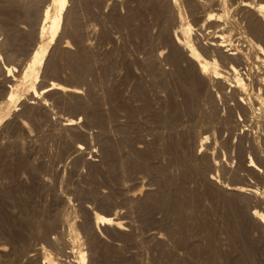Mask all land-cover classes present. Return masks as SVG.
Masks as SVG:
<instances>
[{"label":"rangeland","instance_id":"rangeland-1","mask_svg":"<svg viewBox=\"0 0 264 264\" xmlns=\"http://www.w3.org/2000/svg\"><path fill=\"white\" fill-rule=\"evenodd\" d=\"M109 1L110 0H69L68 9L70 8V11L68 16L64 13V17L62 19V28L60 31V35L61 33L62 35L60 36V39L54 40L52 42H48L49 36L47 34L44 36V41L49 43L46 60L41 64L39 68L40 70L38 73V78L32 76L31 79L30 77H25L24 72L27 68V65L31 62V56L34 52V48L36 50L38 48V43L40 44L39 40L36 39V36L34 35L36 33L38 24L33 25V23L27 21L26 19L23 20L24 17L15 19V21H19L18 23L14 22V24H18L16 27L19 35H21L18 40L13 41L12 44L6 49V47H3L1 44H3L7 39L8 27L6 26V22H4L2 19L3 14L0 13V53H2V58L0 59V247L4 249L7 248L8 250H6L9 251L10 245H8V243H5V237L8 235V233L16 230V220H19L22 216L23 204H31L34 209L39 207L35 211L36 215L34 214V217L36 218L35 220H39L42 216L41 219L45 221L47 219H53L56 216L57 223L59 222L57 224L59 225V227H56L54 231V235L58 236V239L55 241L46 239V241L48 240V242L43 240L44 242L42 243L44 245V250L41 253V256H38L33 260V264H41V261H44L45 257H49L53 263L56 262L57 264H76L75 261L80 258L81 252L86 253L87 258L84 264H152L153 261V264H171L170 262H172V264H249V258L250 260H254L250 261V264L252 262H254L253 264H256V258L253 255V251L250 253L252 255H247L248 252H246L250 249L249 247H252L251 241V245L247 247V244H249L248 240H252L253 242V238H251L250 236H241V224L235 219L238 218L237 220H239L241 213H244L246 210L248 211L249 206L247 205L245 207L246 204L243 201L242 205L240 199L243 198L240 194L236 195L231 193L232 196L230 198L228 192L223 193L224 191L221 192L222 189H220L216 184H210V182L208 181L209 179L207 180V175H209L208 173H210L209 171L205 172L204 177V175L201 174L200 171L198 172L194 169L190 171L191 168L187 169L184 168L185 166H182L183 164L181 163V160L179 158L180 152L177 149V143H175L176 139L178 141V138L181 137L182 130L176 129V127L179 128V126H177V123L174 129L175 122L172 123V121H174L173 117L171 120V124L173 125V127L171 129L172 125L167 121L164 122V120H162L160 116L163 114V109L166 103H171L172 101H174L175 103L177 101V103H179L178 99H181L180 102L182 101L183 90L180 82L182 80V77L184 78V76H181L183 74V69L178 70L170 64L168 65L163 63L162 67H165L167 73L162 76L164 79L160 77V79L158 80L159 77L154 73L151 74V72L145 66V51H143L145 43L141 31H143L144 29L146 33L149 32V39L151 37H154V39L157 38V34L159 33L158 31L160 30V27L162 25V21L161 19H159V16L155 15L157 11H154L155 9L152 10V8L150 10L149 8L151 5L146 0H144L145 2L141 3L142 6L138 2L139 0H132V2L131 0H129L130 2L128 0H125V2L124 0H119L118 4V0H116V3L114 2L115 0H111L110 3ZM178 2L181 7L183 21L185 22L191 20L193 23V20L195 18H193V14V16H191V12L190 10H188L185 4L186 2L184 0H178ZM143 5L146 6L144 7ZM41 6H44V3ZM81 7H83L84 9ZM212 7L213 11L214 9L216 11H214V13L218 12V14H220L221 12L222 15L223 13H225L221 9L220 5L218 6L217 4H214ZM80 11L81 13H79ZM85 13H87V15ZM133 13L134 16L130 17V15ZM129 17L131 18L130 20ZM123 18H125L124 21ZM21 19L23 22H21ZM77 19L79 22L77 21ZM116 19L118 22L116 21ZM193 24L194 27H197L195 23ZM221 24L222 25L219 26H222L224 28L217 26L215 28V26L213 25L214 27H209V31H218L217 33H223L225 35H228L230 32L229 35H234V30H232L231 27L228 26V23L222 21ZM159 25L160 27H158ZM225 25H227L228 27H225ZM71 29L72 32L70 33ZM75 29L76 31H78L77 35H75ZM139 31L140 36L138 34ZM128 36L130 37V39ZM21 37H23V39H21ZM65 38L69 41L67 45L71 51H76L77 49L79 50L80 48H82L81 42L87 43L89 40L92 46L89 45L88 42V44L85 45L86 47L84 46L82 48L85 53L89 55L87 56V60L90 58L91 61L90 62L88 60L90 64V71L87 72L88 76L85 72L82 75V78L79 77L76 80L70 64H68L65 60L63 63V59H60L61 57L56 54L58 47L60 48V46L66 44ZM56 46L57 49L55 48V51H53L52 49ZM52 51L55 52L56 55ZM253 55H259L260 57L263 56L256 51H253ZM263 60L261 59V64L257 60L253 61V74L256 75L259 73L261 75L262 73L263 75ZM258 62L259 66L255 67V65H258ZM4 63H6L7 65L12 64L16 67L15 70L13 69L14 71L10 72L11 74L9 76L6 74L8 72H6L5 69H3L4 67H2L4 66ZM57 64L58 66H56ZM53 65L54 67L56 66L57 69L59 68L56 74H53L51 71ZM260 67H263L262 70H259L261 69ZM254 69H257L258 71ZM51 80H61L63 83L68 84L75 83L74 85H77L79 88L81 87L80 90L82 92L78 96L77 94H69L67 96L60 97L58 93H51V95L49 94V96L46 94H41L42 98L41 96H38L37 99L36 97L33 98L34 96H32L31 93L33 86H37L36 89L40 91L41 88L45 87L46 84L51 82ZM9 84L12 88H10V86L8 87ZM255 86L256 85L254 84V88L248 87L249 92L253 93V97H255L256 95V93H254V89L257 90V87ZM6 88L8 90H14L13 93L17 96V98L14 97V101L7 99V94L9 92H4ZM229 88L230 87H227L225 89L226 91L224 90V92H222L221 98H218L217 96L215 98H212V100L210 97L205 98L207 100V102L205 100V108L206 110H208L207 113L213 112V114H210L213 117L212 120L208 116H205V129L209 134L208 144L210 146L212 144L213 146H211L212 148L210 149V151H216L215 153H213V157L215 154L217 155L216 157H214L216 160L220 157L218 161L221 164L217 165V168L220 169L219 175H223L222 177L224 179L222 177L221 178L225 183L232 182V184H241L242 181L243 185L248 186V184H250L249 186L254 185V187H259V192L262 191L263 193L264 173H262L261 176V171L258 170L260 173H255L254 170H249L248 167L244 165V163L242 164L246 168L244 167V169H242L243 165L239 163V160L241 162H245L248 160V163L249 159L252 156H255L256 160H254L256 161L257 165L260 166V162L262 160L254 151H252L253 148L251 150L252 141L250 142L247 138L251 137L250 140H252L253 137L257 136V134V137L264 136V113H260L261 109L262 112H264V101L259 99V104L258 102H256L258 106L262 105L260 111L259 109L256 110L257 118H250L251 120L253 119L252 121H248L250 124L247 123V120L245 121L246 123L242 121V123L247 124V129L249 128V132L247 131V129H245L244 133L243 131H241L244 127L242 128L241 125H238L236 123L241 122L239 120V115L245 118V111L239 105H237V103H234L236 102V99H238V97L235 96V93H233L234 90H229ZM114 91L117 93V96H115V98L113 97L112 99L109 98V93H112ZM90 93L92 96L90 95ZM94 98H97V100L95 101ZM106 99L107 105L104 101ZM217 99L223 101V103H220V101ZM99 101L102 103L98 107L99 111L102 106L104 107L101 110L104 115L100 112L101 117H103L101 121L104 124L103 126L106 128V131H108V133L110 132V135L107 133V135L111 137L107 139L108 142H106V140L99 132L101 131V127L98 125L97 121L93 123V120H90L91 113L89 116V111L91 112ZM229 101H232V105ZM211 103L214 106L216 104L217 108L212 106ZM93 104H95V106H93ZM222 105H225V109ZM234 107H237V110L234 109ZM232 109L234 110L231 111ZM106 110L108 113L106 112ZM258 112L260 113V115L258 114ZM236 113L238 114V116H234V114L237 115ZM217 114H219L218 117L220 119L217 118ZM229 114L231 118L228 117ZM249 115L250 112H248V116ZM258 115L263 118L262 121L260 120V117L258 119ZM72 116H74L76 120H79V125L82 127L83 132L84 130L86 131L87 138L83 134H77L68 128L66 131V128L61 127V122L65 118H69ZM221 117L223 121L221 120ZM255 119H258L257 122ZM105 120L108 124L106 122H103ZM23 121H25L27 127L23 125ZM221 121L222 123L220 124L219 122ZM112 122L115 123L113 124ZM224 123L226 126H224ZM226 123L228 124V126ZM99 124L101 125V123ZM236 125L239 127L236 128ZM251 125H255V127L258 129L254 127L256 129L255 130ZM225 128L227 129L225 130ZM251 128L253 129L251 130ZM223 129L225 130V132H223ZM219 130H221V136L225 133L223 137L219 135ZM229 130L231 131V133ZM254 132L256 133V136ZM112 133L114 136L111 135ZM123 133H125V137H130L129 143L128 139H126V142ZM174 133H176V136L174 135ZM226 133H229L230 135H226ZM234 133L236 135H234ZM243 135H247V138L243 137ZM220 137L221 139H219ZM229 137L231 138V140L233 139L231 142ZM239 137L243 139L242 144L245 147V150L247 149V146L250 147L248 151L249 153H247L246 151V154L243 156L245 160H242L240 156L237 155L239 154L237 150V148L239 147L238 142H240L241 140ZM141 139L145 141L146 144ZM166 139L169 140L167 141ZM110 142L111 144H109ZM139 142H143L142 144L144 146H147L148 144L147 147L151 149L154 154L151 153L150 156L142 157V153H138L137 151H135V149H132L136 147ZM79 143H82V145L86 147L84 153L73 152L72 149H74V145ZM112 143L113 145H115L114 147H111L113 146ZM116 143L118 145H116ZM154 149L155 151H153ZM139 154H141L142 156ZM245 156L247 157V159ZM133 158L135 159L133 160ZM238 165H240L241 167ZM238 167H240L241 169H239ZM260 167H262V169L264 168L263 162H261ZM127 168H129V171ZM235 169H238V171L236 172ZM120 172H122V177ZM262 172H264V169L262 170ZM237 173H243L244 176L241 177V175H237ZM247 177L249 178V180ZM240 178L242 179L240 180ZM251 180L252 182H250ZM207 184H210V186H208ZM212 184L215 186V189ZM146 187L148 190L146 189ZM159 187L161 188L159 189ZM210 187L213 189L214 193L212 192ZM218 188L220 190H218ZM205 189H209V191H206ZM139 190H142L143 192L140 193ZM216 191H220V193L218 192L219 196L217 194L215 195ZM134 192H136V194L138 195H136L135 198H133L134 196H132L131 194ZM204 193H206L205 195H207V199L205 198V195H203ZM222 193L223 195H221ZM227 193L229 195V200L227 197ZM147 196L150 197L149 200ZM60 197L62 199H60ZM143 197L147 198V200H144ZM232 197L234 198V200H232ZM209 198L212 200H209ZM218 198L219 200L222 199V201L224 198L225 199L223 202H221V200L219 201ZM141 199H143L144 201ZM215 199L219 202L218 204L216 203ZM31 200L33 202H31ZM253 200L255 204L256 198H252V205ZM22 201H24V203ZM225 201H231L232 204L230 205L231 207H234V210H232L231 207L229 210V203L227 202V205ZM238 201L240 203H237ZM221 203L224 205H222ZM168 204L169 206H167ZM185 205L187 208L185 207ZM239 205H241L243 208H240ZM18 206H21L22 209L18 208ZM239 209L240 211L238 213ZM38 211H40V214H38ZM94 211H98L105 215L120 217L126 222L124 224V230L116 229L113 228V226L109 225H101L100 228L102 230L98 231V229H96L93 224L92 217ZM232 211L234 214L236 213L237 217L236 215H233ZM38 216H40L39 219L37 218ZM227 218L230 219L227 220L228 222L226 221ZM233 220H235L234 223ZM212 222L213 224H215L213 225ZM14 224L16 225V227L14 226ZM221 224H223V226H220ZM238 225H240V227ZM90 228H92V233H90ZM212 228L217 229H215L217 234ZM211 229L212 231H214L213 233L212 231H210ZM57 230H59V233L57 232ZM233 231L235 234L233 233ZM166 233H168V235ZM155 235L157 237L161 236L159 237L160 239ZM166 236H168L169 239ZM222 237L223 240L226 241L227 245L223 241L221 244ZM235 237H238L239 239H235ZM211 238L213 240H210ZM218 239H220V243L217 241ZM186 240H188L187 245ZM207 241L209 242L207 243ZM211 241H214V244L210 243ZM245 242L247 244H245ZM217 243L221 247V249L219 246H215ZM6 244L8 245V247ZM232 244L234 245L232 246ZM243 244L246 250L243 247ZM207 245H210V247H208ZM213 247L214 249H212ZM218 247L219 252L218 249H216ZM215 249L216 252H214ZM241 249L243 252L245 250L246 255L243 256V253L241 254ZM65 253H69V256H65ZM249 255L252 256V258ZM220 257H222L223 259ZM226 257L229 258V261L227 262L225 260L227 259ZM241 257H244V260H241ZM1 258L5 259L4 256H2ZM233 258L234 260L231 261ZM31 263L32 261L30 262V264Z\"/></svg>","mask_w":264,"mask_h":264},{"label":"bare ground","instance_id":"bare-ground-1","mask_svg":"<svg viewBox=\"0 0 264 264\" xmlns=\"http://www.w3.org/2000/svg\"><path fill=\"white\" fill-rule=\"evenodd\" d=\"M43 0H0V13L3 14L2 15V19L4 22H6V26L8 27V31H7V39L4 41L3 44H1L3 47H7L10 46L12 44L13 41L18 40L20 35L18 33L17 30V25L18 24H14L15 19L19 18V17H24V19H26L27 21L33 23V25L38 24L37 28H36V33L34 34L36 36V39L39 40L40 44L38 43V48L35 50L34 48V52L31 56V62L27 65V68L24 72L25 77H30V79L32 78V76H34L35 78H38V73H39V68L41 66L42 63L45 62L46 60V54L48 52V48H49V41L52 42L54 40H58L60 39V31H61V25H62V19L64 17V13L68 16L70 8L68 9V2L69 0H44V6H41ZM111 1V0H110ZM109 1V3H110ZM114 1V0H112ZM129 1V0H128ZM151 6H150V10L152 8V10L157 11L155 13V15L159 16V19H161L162 21V25L160 27V25L158 27H160V30L157 32V38L154 39V37H151L149 39V32L146 33V31L143 29V31H141L142 35H143V39H144V43H145V47L143 49L144 54H145V66L146 68L151 72V74H156L160 79V77H162L165 73H167V71L165 70V67H162V64H170L172 66H174L175 68H177L178 70H182L183 69V74L181 76H184V78L182 77V80L180 82L181 86H182V90H183V99L180 102V100L178 99L179 103H176L174 101V103H166V105L164 106L163 109V114L160 115L162 120L167 121L168 123L171 124V120L172 117L174 119L173 122H175L174 124V129H175V125L177 123V126H179V128L176 127V129H181L182 130V135L180 138H178V141L176 139L177 143V149L180 152V160L181 163L183 164L182 166H185L184 168H191L190 171L192 169L197 170L198 172L200 171L201 174L204 175L205 177V172L209 171L210 173H208L209 175H207V180L211 183L216 184L221 190V192L226 193L228 192L231 198V193L232 194H240L242 196L243 199H239L241 200V203L243 205V202L246 204L245 207L248 205L249 209L248 211L246 210L244 213H241L239 220H237L238 218H235L236 221H239V223L241 224V231L240 234L243 237H248L250 236L251 238H253V242L252 240H248L249 244H247L245 242V244H247L249 247L252 244V247H249L247 255L250 254L253 251V255L256 258V264H264V192L262 193V191L259 192V187H254V185L249 186L250 184L247 185H243L242 181L241 184H232V182L230 183H225L224 180H222V176L219 175V171L220 169L217 168V165L221 164L219 163L218 158L217 160L214 158L217 155L215 154L213 157V153H215L216 151H210V149L213 147L212 144L211 146L208 144L209 142V134L208 132H206L205 129V116H208L209 118H211L212 120V113H207L208 110H206L205 108V98L206 97H210L211 100L212 98H215L216 96L218 98H221V94L222 92H224V90L227 87H230L229 90H234L233 93H235V96L238 97V99H236L237 105H239L244 111H245V118L241 117L239 115V120L241 122H235L238 125L242 126V130L245 133V129H247V124H245L246 120L247 123H249L248 121L251 120L250 118H257L256 113L259 109H261L262 105H257L256 102H258L259 104V99L264 101V71H263V75L261 73V75L258 74H253V61L257 60V61H261V59L263 60L264 58V0H184L186 3V6L188 8V10H190L191 12V16L194 15L193 18H195L193 20V23H195V25L197 27H194V24L192 23L191 20L189 21H183V17L181 14V7L180 4L178 2V0H146ZM116 3V0L114 1ZM125 2V0H124ZM130 2V1H129ZM128 2V3H129ZM132 2V0H131ZM137 2V1H136ZM139 4L141 5L142 2H145L144 0H140L138 1ZM73 3V2H72ZM78 3V2H77ZM112 3V2H111ZM114 3V4H115ZM119 3V0L117 2V4ZM127 3V4H128ZM146 4V3H145ZM217 4L218 6H221V9L225 12L222 13L220 12V14L214 13L213 11V5ZM97 5V4H96ZM104 5V4H103ZM113 5V4H112ZM139 6V5H138ZM142 6V5H141ZM144 6V5H143ZM146 6V5H145ZM144 6V7H145ZM88 7V6H87ZM112 7V6H111ZM117 7V5H116ZM77 8V7H76ZM80 8V6H79ZM83 8V7H81ZM103 8V7H102ZM115 8V7H114ZM147 8V7H146ZM215 8V6H214ZM84 9V8H83ZM119 9V8H118ZM139 9V8H138ZM76 10V9H75ZM74 10V11H75ZM134 10V9H133ZM85 11V10H84ZM103 11V9H102ZM73 12V11H72ZM114 12V11H113ZM189 12V13H190ZM216 12V11H215ZM81 13V11L79 12ZM83 13V12H82ZM104 13V12H103ZM138 13V12H137ZM154 13V12H153ZM87 15V13H85ZM90 14V12H89ZM111 14V13H110ZM149 14V13H148ZM147 14V15H148ZM193 14V15H192ZM83 15V14H82ZM130 15V14H129ZM93 16V15H92ZM91 16V17H92ZM117 16V15H116ZM115 16V17H116ZM134 16V13L130 15ZM76 17V16H75ZM124 17V16H123ZM129 17V20L131 19ZM80 18V17H79ZM96 18V17H95ZM135 18V17H133ZM141 18V17H140ZM66 19V18H64ZM75 19V18H74ZM120 19V17H119ZM125 18H123L124 21ZM188 19V18H187ZM223 19V20H222ZM20 20V19H18ZM25 20V21H26ZM88 20V19H87ZM90 20V19H89ZM99 20V19H98ZM115 20V19H114ZM122 20V18H121ZM68 21V20H67ZM78 21V19H77ZM103 21V18H102ZM117 21V19H116ZM134 21V20H133ZM191 21V22H190ZM222 21H224L225 23H228L229 27H231L232 30H234V35H225V34H221V33H217L216 31L214 32H210V28L211 26H216L217 27H222L219 25H222ZM19 22V21H18ZM17 22V23H18ZM21 22L22 19H21ZM79 22V21H78ZM87 22V21H86ZM118 22V21H117ZM116 22V23H117ZM159 22V20H158ZM219 22V23H218ZM81 23V22H80ZM97 23V22H96ZM131 23V22H130ZM141 23V21H140ZM118 24V23H117ZM126 24V23H125ZM160 24V23H159ZM119 25V24H118ZM158 25V24H157ZM224 25V24H223ZM120 26V25H119ZM130 26V25H128ZM132 26V24H131ZM213 26V27H214ZM227 25H225L226 27ZM227 26V27H228ZM79 27V26H78ZM104 27V26H103ZM20 28V27H19ZM77 28V26H76ZM80 28V27H79ZM85 28V27H84ZM88 28V27H86ZM133 28V27H132ZM224 28V27H222ZM7 29V28H6ZM95 29V26H94ZM137 29V28H136ZM140 29V28H139ZM208 29V30H207ZM212 29V28H211ZM230 29V30H231ZM91 30V29H90ZM107 30V29H105ZM216 30V29H215ZM76 31V29H75ZM129 31V30H128ZM138 31V30H136ZM28 32V31H27ZM26 32V33H27ZM72 32V29L70 30V33ZM77 32V33H76ZM75 32V35L78 34V31ZM87 32V31H86ZM85 32V33H86ZM106 32V31H105ZM112 32V31H111ZM117 32V31H116ZM24 33V32H23ZM69 33V34H70ZM74 33V32H73ZM140 33V31L138 32V34ZM233 33V32H231ZM49 36L48 42L44 41V36L45 35ZM129 34V33H128ZM137 34V35H138ZM4 35V34H3ZM68 35V34H67ZM73 35V34H72ZM95 35V34H94ZM23 36V35H22ZM87 36V35H86ZM127 36V35H126ZM140 36V34H139ZM76 37V36H74ZM80 37V36H79ZM108 37V36H107ZM129 37V36H128ZM138 37V36H137ZM33 38V37H32ZM153 38V39H152ZM21 39H23V37H21ZM25 39V38H24ZM66 39V38H65ZM76 39V38H75ZM88 39V38H87ZM115 39V38H114ZM130 39V37H129ZM3 40V39H1ZM37 40V41H38ZM78 40V39H77ZM20 41V40H19ZM23 41V40H21ZM25 41V40H24ZM65 41V40H64ZM71 41V40H70ZM87 41V40H86ZM110 41V40H109ZM85 42V41H84ZM89 42V40H88ZM87 43H82V48L88 44ZM92 42V41H91ZM33 43V41H32ZM69 41L66 39V44L63 46H60V48L58 47V50L56 51L61 58L63 59V63L64 60L70 64L72 71H73V75L76 78L81 77L82 75L88 71H90V67H89V61L90 58L87 60V53H85V51L80 48L78 51H71L68 48V44ZM126 44V43H125ZM89 45L90 42H89ZM58 46V45H57ZM57 46L54 47L52 50L55 51L54 49H57ZM92 46V45H91ZM96 46V45H95ZM2 47V48H3ZM86 47V46H85ZM134 47V46H133ZM23 48V47H22ZM88 48V47H87ZM9 49V48H8ZM139 49V48H138ZM8 51V50H7ZM11 51V50H10ZM52 51V52H53ZM244 51V52H243ZM253 51H256L260 54H262L263 56L260 57L259 55H253ZM12 53V52H11ZM55 54V52H53ZM105 53V52H104ZM120 53V52H119ZM55 54V55H56ZM89 54V53H88ZM116 54V53H115ZM12 55V54H11ZM18 56V55H17ZM52 56V55H51ZM94 56V55H93ZM135 56V55H134ZM58 57V56H57ZM2 58V53H0V59ZM256 58V59H255ZM54 59V58H53ZM135 59V58H134ZM255 59V60H254ZM260 59V60H259ZM30 60V59H29ZM124 60V59H123ZM96 61V59H95ZM102 61V60H101ZM62 62V61H61ZM65 62V63H66ZM91 62V61H90ZM120 62V60H119ZM259 62L258 65L259 66ZM264 62V60H263ZM263 62H262V66H263ZM50 63V62H49ZM57 63V62H56ZM55 63V64H56ZM102 63V62H101ZM138 63V62H137ZM136 64V63H135ZM261 64V62H260ZM49 65V64H48ZM61 65V64H60ZM65 65V64H64ZM58 66V64L56 65ZM56 66L51 68L52 73L56 74V72H58L56 68ZM62 66V65H61ZM124 66V65H123ZM4 67L3 69H5L6 73L8 76L11 74L10 72L15 70V66H13L12 64L7 65L6 63H4ZM262 70L263 67H260ZM14 69V70H13ZM68 70V69H67ZM145 70V69H144ZM143 70V71H144ZM176 70V71H178ZM256 71H258L257 69H254ZM255 71V72H256ZM62 72V71H61ZM68 72V71H67ZM94 72V71H93ZM2 73V72H1ZM66 73V72H65ZM95 73V72H94ZM136 73V71H135ZM177 73V72H176ZM71 74V73H69ZM134 74V73H133ZM173 74V73H171ZM180 75V74H179ZM178 75V76H179ZM14 76V75H13ZM88 76V74H87ZM94 76V75H93ZM68 77V76H67ZM92 77V76H91ZM114 77V76H113ZM134 77V76H133ZM151 77V76H150ZM171 77V76H169ZM95 78V77H94ZM97 78V77H96ZM13 79V78H12ZM139 79V78H138ZM153 79V78H152ZM156 79V78H155ZM162 79H164L162 77ZM161 79V80H162ZM70 80V79H69ZM95 81V80H94ZM108 81V80H107ZM140 81V80H139ZM180 81V80H179ZM70 82V81H69ZM142 82V81H141ZM140 82V83H141ZM174 82V81H172ZM36 83V82H35ZM72 83V82H71ZM160 83V82H159ZM170 83V81H169ZM75 84V83H74ZM72 84H68V83H63L61 80L59 81H55V80H51V82H49L48 84H46L45 87H42L40 91H38L36 89L35 86H33V89L31 91L32 96H34L33 98L36 97V99L38 98V96H41V94H46L49 96V94L51 95V93H58L60 97H64L67 96L69 94H77V96L82 92L80 90V88L77 85ZM89 84V83H88ZM87 84V85H88ZM254 84L256 85L255 87H257V90H255L254 93H256L255 97L252 96L253 93L249 92V88H254ZM10 86V84L8 85V87ZM127 86V85H126ZM160 86V85H159ZM168 87V85H167ZM10 88H12L10 86ZM84 88V87H83ZM125 88V87H124ZM131 88V87H130ZM176 88V87H175ZM86 89V88H85ZM136 89V88H135ZM21 90V89H20ZM88 90V89H87ZM90 90V89H89ZM129 90V89H128ZM132 90V89H131ZM145 90V89H144ZM166 90V89H165ZM174 90V89H173ZM253 90V91H254ZM7 91L9 92L7 94V99L9 100H13L14 101V97L17 98V96L13 93L14 90H8L7 88L4 90V92ZM134 91V90H133ZM147 91V90H146ZM152 91V90H151ZM175 91V90H174ZM226 91V90H225ZM257 91V92H256ZM148 92V91H147ZM177 92V91H176ZM1 93V92H0ZM17 93V92H16ZM135 93V92H133ZM230 93V92H229ZM18 94V93H17ZM175 94V93H173ZM178 94V93H176ZM45 95V97H46ZM91 95V93H90ZM107 95V94H106ZM143 95V94H142ZM6 96V95H5ZM92 96V95H91ZM94 96V95H93ZM115 96H117V93L114 91L112 93H109L108 97L109 98H115ZM128 96V95H126ZM138 96V95H137ZM144 96V95H143ZM176 96V95H175ZM223 96V95H222ZM57 97V96H56ZM181 97V98H182ZM236 97V98H237ZM15 98V99H16ZM42 98V96H41ZM58 98V97H57ZM101 98V96H100ZM105 98V97H104ZM103 98V99H104ZM147 98V97H146ZM153 98V97H152ZM224 98V97H223ZM40 99V98H39ZM95 99V98H94ZM110 99V101H111ZM124 99V98H123ZM175 99V98H174ZM45 100V99H44ZM64 100V99H63ZM97 100V98L95 99V101ZM118 100V99H117ZM128 100V99H127ZM172 100V99H171ZM219 100V99H217ZM216 100V101H217ZM222 100V99H221ZM225 100V99H224ZM232 100V98H231ZM32 101V100H31ZM42 101V99H41ZM105 102L107 101L104 100ZM109 101V102H110ZM115 101V100H114ZM146 101V100H145ZM220 101V100H219ZM46 102V101H45ZM137 102V101H135ZM207 102V100H206ZM223 103V101H220V103ZM230 102V101H229ZM232 102V101H231ZM230 102V103H231ZM262 102V101H261ZM1 103V102H0ZM13 103V102H12ZM44 103V102H43ZM47 103V102H46ZM97 103V102H95ZM139 103V102H138ZM217 103V102H216ZM219 103V105H220ZM227 103V102H226ZM102 103L99 101L98 104H93V106H95L92 111H89V116L91 113V118L90 120H93V123L95 121H97L98 125L101 127V131H99L101 133V135L103 136V138L106 140V142H108V138L110 137V132L108 133V131H106V128L103 126L104 124L102 123V118L101 117V113H102V108H104L102 106V108H100V111L98 109V107L101 105ZM107 105V102L105 103ZM104 104V106H105ZM119 104V103H118ZM122 104V103H121ZM212 104V103H211ZM262 104V103H261ZM34 105V104H33ZM127 105V104H126ZM232 105V103H231ZM258 107H257V106ZM62 106V105H61ZM76 106V105H75ZM212 106H214L212 104ZM211 106V107H212ZM223 106V105H222ZM225 106V105H224ZM223 106V108H224ZM78 107V105H77ZM116 107V106H115ZM216 107V104L215 106ZM80 108V107H79ZM217 108V107H216ZM232 108V107H231ZM9 109V108H8ZM16 109V108H15ZM74 109V108H73ZM76 109V107H75ZM222 109V108H221ZM225 109V108H224ZM234 109L237 110V107ZM234 109H232L231 111H233ZM85 110V109H84ZM88 110V109H87ZM86 110V111H87ZM91 110V109H90ZM137 110V109H136ZM235 110V112H236ZM239 110V109H238ZM70 111V110H69ZM74 111V110H73ZM222 111V110H221ZM226 111V110H225ZM224 111V112H225ZM230 111V110H229ZM101 112V113H100ZM107 112V110H106ZM248 112H250V115L248 116ZM31 113V112H30ZM108 113V112H107ZM136 113V112H135ZM156 113V112H155ZM260 113H264L261 112ZM260 113L258 112V114L260 115ZM103 114V113H102ZM157 114V113H156ZM216 114V113H215ZM226 114V113H225ZM237 114V113H236ZM104 115V114H103ZM133 115V114H132ZM219 114H217V118ZM232 115V114H231ZM258 115V119L259 116ZM225 116V115H224ZM234 116H238L234 114ZM32 117V116H31ZM60 117V116H59ZM63 117V116H62ZM79 117V116H78ZM143 117V116H142ZM153 117V116H152ZM171 117V118H170ZM227 117V115H226ZM230 117V114L229 116ZM80 118V117H79ZM78 118V119H79ZM231 118V117H230ZM233 118V117H232ZM236 118V117H235ZM238 118V117H237ZM264 118V117H263ZM260 117V120L262 121V119ZM84 119V118H83ZM220 119V118H219ZM218 119V120H219ZM234 119V118H233ZM257 119V120H258ZM126 120V118H125ZM124 120V121H125ZM161 120V119H160ZM209 120V121H211ZM215 120V119H214ZM221 120L223 121L222 117ZM253 120V119H252ZM251 120V121H252ZM256 120V119H255ZM256 120V122H257ZM89 121V120H88ZM151 121V120H150ZM219 122L220 124L222 123ZM242 121H244L245 123H242ZM104 123L107 121H103ZM146 122V121H145ZM163 122V124H164ZM259 122V121H258ZM24 126L27 127V124H25V121L22 122ZM101 123V125L99 124ZM113 123V122H112ZM115 123V122H114ZM113 123V124H114ZM234 123V122H233ZM60 124V122H59ZM82 124V122H81ZM108 124V123H107ZM121 124V123H120ZM147 124V123H146ZM162 124V123H161ZM169 124V126H170ZM207 124V123H206ZM211 124V123H210ZM215 124V121H214ZM227 124V123H226ZM250 124V123H249ZM248 124V125H249ZM262 124V123H260ZM263 124H264V119H263ZM95 125V124H93ZM118 125V124H117ZM166 125V124H165ZM172 125V124H171ZM217 125V123H216ZM219 125V124H218ZM7 126V125H6ZM87 126V125H86ZM85 126V127H86ZM168 126V125H167ZM222 126V125H221ZM224 126L225 123H224ZM228 126V124H227ZM253 126V125H251ZM258 126V125H256ZM61 127L66 128L65 130L67 131L68 129H71L73 132L77 133V134H83L86 138H87V133L84 130V132L82 131V127L79 125V120H76L74 118V116L69 117V118H65L62 122H61ZM97 127V126H96ZM173 125L171 126L172 129ZM223 127V126H222ZM221 127V128H222ZM239 126L236 125V128H238ZM255 127V125L253 126V128ZM167 128V127H166ZM210 128V127H209ZM213 128V127H212ZM216 128V127H215ZM218 128V127H217ZM230 128V127H229ZM251 128V130L253 129ZM256 128V127H255ZM254 128V129H255ZM63 129V128H62ZM153 129V128H152ZM155 129V128H154ZM157 129V128H156ZM170 129V127H169ZM173 129V131H174ZM227 128H225L226 130ZM231 129V128H230ZM249 129V128H248ZM247 129V131L249 132V130ZM258 129V128H256ZM255 129V130H256ZM264 129V126H263ZM32 130V129H31ZM111 130V128H110ZM109 130V131H110ZM114 130V129H113ZM212 130V129H211ZM225 130L223 129V132H225ZM233 130V129H232ZM236 130V129H235ZM250 130V132H251ZM18 131V130H17ZM97 131V130H96ZM172 131V130H171ZM172 131V132H173ZM220 131L219 130V135H220ZM230 131V130H229ZM259 131V130H258ZM257 131V132H258ZM262 131V130H261ZM260 131V132H261ZM264 131V130H263ZM114 132V131H113ZM118 132V130H117ZM130 132V131H128ZM135 132V131H134ZM137 132V131H136ZM139 132V131H138ZM164 132V131H163ZM215 132V131H214ZM228 132V131H227ZM5 133V132H4ZM107 133L109 135H107ZM126 133V132H125ZM125 133H123L125 140L128 139V143L130 142L128 138L125 137ZM143 133V132H142ZM211 133V132H210ZM218 133V130H217ZM231 133V131H230ZM233 133V132H232ZM238 133V132H237ZM255 133V132H254ZM263 133V132H262ZM156 134V133H155ZM176 133H174L175 135ZM208 134V135H207ZM229 134V133H228ZM226 133V135H228ZM113 135V133L111 134ZM224 134H222L221 137H223ZM230 135V134H229ZM234 135H236L234 133ZM233 135V136H234ZM114 136V135H113ZM148 136V135H147ZM176 136V135H175ZM213 136V135H212ZM211 136V137H212ZM218 136V135H217ZM247 135H243V137H246ZM256 136V133H255ZM258 136V134H257ZM253 137L252 140H250V138L248 137L247 139H249V141H252V146H251V150L253 148L252 151H254L259 158L262 160L261 162L264 163V136L263 137ZM84 137V138H85ZM135 137V136H134ZM158 137V136H157ZM162 137V135H161ZM160 137V138H161ZM170 137V136H168ZM221 137L219 139H221ZM242 137V135H241ZM91 138V136H90ZM111 138V137H110ZM133 138V137H132ZM213 138V137H212ZM218 138V137H217ZM225 138V137H224ZM228 138V137H226ZM230 138V137H229ZM233 138V137H232ZM240 138V137H239ZM74 139V138H73ZM215 139V137H214ZM235 139V138H234ZM241 139V138H240ZM121 140V138H120ZM133 140V139H132ZM142 140V139H141ZM167 140V139H166ZM169 140V139H168ZM167 140V141H168ZM233 140V139H232ZM230 138V142L232 141ZM243 139L240 140V142H238L239 147L237 148L239 154H237L238 156H240V158L243 160V156L247 153H249V148L247 146V149L245 150V147L243 146ZM143 141V140H142ZM147 141V140H146ZM221 141V140H219ZM224 141V139H223ZM127 142V140H126ZM138 142V141H137ZM145 143V141H143ZM142 142V143H143ZM249 142V143H250ZM100 143V142H99ZM136 143V142H135ZM142 143L139 142V144L136 145V147L132 148L135 149V151H137L138 153H142L143 156L141 154L142 157L144 156H150V154H154V152H152L151 149H149L147 146L143 145ZM215 143V142H214ZM233 143V142H232ZM10 144V143H9ZM22 144V143H21ZM111 144V142L109 143ZM121 144V143H120ZM119 144V145H120ZM146 144V143H145ZM161 144V143H160ZM237 144V145H238ZM247 144V143H246ZM93 145V144H92ZM100 145V144H99ZM113 145V143H112ZM116 145H118L116 143ZM159 145V144H158ZM166 145V144H165ZM215 145V144H214ZM98 146V145H97ZM115 145L111 146L114 147ZM121 146V145H120ZM119 146V147H120ZM126 146V145H125ZM128 146V145H127ZM150 146V145H149ZM216 146V145H215ZM214 146V147H215ZM250 146V145H249ZM123 147V146H122ZM121 147V148H122ZM222 147V146H221ZM85 148L82 143L79 144H75L74 145V149L73 152H83L85 151ZM117 148V147H116ZM120 148V150H121ZM155 148V147H154ZM114 149V148H113ZM128 149V148H127ZM162 149V148H161ZM172 149V148H171ZM157 150V149H156ZM163 150V149H162ZM214 150V149H213ZM221 150V149H220ZM225 150V149H224ZM250 150V151H251ZM1 151V150H0ZM89 151V150H88ZM155 151V149L153 150ZM219 151V150H218ZM229 151V150H228ZM158 152V151H157ZM173 152V151H171ZM178 152V153H179ZM78 153V154H79ZM123 153V152H122ZM136 153V152H135ZM137 153V154H138ZM164 153V152H163ZM167 153V152H166ZM3 154V153H2ZM254 154V153H253ZM84 155V154H83ZM93 155V154H92ZM132 155V154H131ZM135 155V154H134ZM236 155V156H237ZM248 155V154H247ZM250 155V154H249ZM108 156V155H107ZM154 156V155H153ZM172 156V155H171ZM80 157V156H79ZM157 157V156H156ZM155 157V158H156ZM246 157V156H245ZM251 157V156H248ZM253 157V156H252ZM249 159V162L247 163V161H243L241 162L239 159V163H241V165H243L242 163H244V165L246 167H248L249 170H254L255 173L261 171V176H262V167L261 166V162H260V166L257 165L256 163V159L255 156L253 158ZM109 158V157H108ZM223 158V157H222ZM221 158V159H222ZM119 159V158H118ZM135 158H133L134 160ZM148 159V158H147ZM247 159V157H246ZM255 159V160H254ZM150 160V159H148ZM232 160V159H231ZM245 160V159H244ZM91 161V160H90ZM151 161V160H150ZM233 161V160H232ZM124 162V161H123ZM133 162V161H132ZM138 162V161H137ZM153 162V161H152ZM231 162V161H230ZM128 163V162H127ZM136 163V162H135ZM180 163V161H179ZM233 163V162H232ZM247 163V164H246ZM120 164V163H119ZM122 164V163H121ZM125 164V163H124ZM165 164V163H164ZM163 164V165H164ZM168 164V163H166ZM234 164V163H233ZM114 165V164H113ZM149 165V162H148ZM243 168L244 169V166ZM139 166V165H137ZM172 166V165H171ZM240 166V165H238ZM263 166V165H262ZM107 167V166H106ZM111 167V166H110ZM120 167V166H119ZM141 167V166H140ZM173 167V166H172ZM175 167V165H174ZM224 167V166H223ZM241 167V166H240ZM240 167H238L239 169H241ZM245 167V168H246ZM121 168V167H120ZM178 168V167H177ZM115 169V168H114ZM118 169V168H117ZM129 171V168H127ZM145 169V168H144ZM162 169V168H161ZM224 169V168H223ZM231 169V167H230ZM121 170V169H120ZM123 170V169H122ZM126 170V169H125ZM136 170V169H135ZM134 170V171H135ZM193 170V171H194ZM236 170V169H235ZM247 170V169H246ZM247 170V171H249ZM259 170V171H258ZM155 171V170H154ZM153 171V172H154ZM174 171V170H173ZM222 171V170H221ZM225 171V170H224ZM227 171V170H226ZM234 171V170H233ZM238 171V169L236 170V172ZM195 172V171H194ZM245 172V171H244ZM250 172V171H249ZM253 172V171H252ZM121 173V177H122V172ZM126 173V172H125ZM124 173V175H125ZM133 173V172H132ZM260 173V172H259ZM2 174V172H1ZM151 174V173H150ZM154 174V173H153ZM152 174V175H153ZM161 174V173H160ZM159 174V175H160ZM165 174V173H164ZM242 176H244V174L242 175L241 173H239ZM237 173V175H239ZM130 175V174H129ZM183 175V173H182ZM225 175V174H224ZM256 175V174H255ZM258 175V174H257ZM4 176V175H3ZM11 176V175H10ZM154 176V175H153ZM222 177V178H221ZM227 177V176H225ZM249 177V176H248ZM247 177V178H248ZM256 177V176H255ZM159 178V177H158ZM246 178V179H247ZM260 178V177H259ZM263 178V177H262ZM6 179V178H5ZM168 179V178H167ZM166 179V180H167ZM170 179V178H169ZM224 179V178H223ZM242 178H240L241 180ZM245 179V177H244ZM136 180V179H135ZM151 180V179H150ZM230 180V179H229ZM249 180V178H248ZM121 181V180H120ZM263 181V180H262ZM125 182V181H124ZM208 182V183H209ZM237 182V181H236ZM239 182V181H238ZM247 182V180H246ZM252 182V180L250 181ZM182 183V182H181ZM127 184V183H124ZM139 184V182H138ZM157 184V183H156ZM170 184V183H169ZM210 184H207L208 186H210ZM254 184V183H253ZM261 184V183H260ZM145 185V184H144ZM168 185V184H167ZM166 185V186H167ZM184 185V184H183ZM189 185V184H188ZM206 185V186H207ZM213 185V184H212ZM205 186V185H204ZM214 186V185H213ZM216 186V187H217ZM258 186V185H257ZM263 186V185H262ZM10 187V186H9ZM140 187V186H139ZM154 187V185H153ZM175 187V184H174ZM12 188V187H11ZM144 188V186H143ZM150 188V187H149ZM161 187H159L160 189ZM165 188V187H164ZM167 188V187H166ZM171 188V187H169ZM208 188V187H207ZM211 188V187H210ZM209 188V189H210ZM218 188V190H220ZM129 189V188H128ZM147 189V187H146ZM209 189H205L206 191H209ZM215 189V186H214ZM148 190V189H147ZM146 190V191H147ZM172 190V189H171ZM212 192L214 193L213 189L211 188ZM217 190V188H216ZM90 191V190H89ZM140 191V190H139ZM145 191V190H144ZM151 191V189H150ZM191 191V190H190ZM205 191V192H206ZM16 192V191H15ZM132 192V191H131ZM143 192L142 190L140 191V193ZM164 192V191H163ZM169 192V191H168ZM173 192V191H172ZM177 192V191H176ZM183 192V191H182ZM218 192L220 193V191H216L215 195L218 194ZM139 193V192H138ZM148 193V192H147ZM146 193V194H147ZM162 193V192H161ZM223 193L221 195H223ZM227 193V195H228ZM132 196H134L133 198H135V196L137 195L136 192L131 193ZM163 194V193H162ZM177 194V193H176ZM201 194V193H200ZM206 193H204L203 195H205ZM210 194V193H207ZM141 195V194H140ZM139 195V196H140ZM150 195V194H149ZM165 195V194H164ZM168 195V194H167ZM213 195V194H212ZM229 195L228 200H229ZM95 196V195H94ZM138 196V195H137ZM142 196V195H141ZM207 195H205V198ZM209 196V195H208ZM128 197V195H127ZM146 197V196H145ZM164 197V196H162ZM182 197V196H181ZM224 197V196H223ZM234 197V195H233ZM232 197V200H234V198ZM237 197V196H236ZM256 198V203L254 204V200H253V205H252V198ZM11 198V196H10ZM132 198V197H131ZM137 198V197H136ZM140 198V197H139ZM144 198V197H143ZM148 200L150 199V197H148ZM147 198H144V200ZM152 198V196H151ZM175 198V196H174ZM220 198V197H219ZM218 198V200H219ZM60 199H62L60 197ZM159 199V198H158ZM169 199V198H168ZM189 199V198H188ZM196 199V198H195ZM205 199V201H206ZM217 199V198H216ZM216 201V203L218 204L219 202ZM225 199V198H224ZM223 199V201H224ZM140 200V199H139ZM143 200V199H141ZM143 200V201H144ZM187 200V199H186ZM193 200V199H192ZM209 200H212L209 198ZM221 202L222 199H220ZM219 200V201H220ZM12 201V200H11ZM26 201V200H25ZM57 201V200H56ZM96 201V200H95ZM155 201V199H154ZM165 201V200H164ZM167 201V200H166ZM173 201V200H172ZM171 201V202H172ZM176 201V199H175ZM214 201V199H213ZM212 201V202H213ZM243 201V202H242ZM24 203V201H22ZM27 202V201H26ZM31 202H33L31 200ZM160 202V200H159ZM226 202V201H225ZM224 202V203H225ZM228 202V201H227ZM226 202V203H227ZM101 203V202H100ZM136 203V202H135ZM152 203V202H150ZM229 203V205H228ZM227 205L229 206V210L232 204V202H228ZM236 203V202H235ZM237 203H240L239 201ZM20 204V203H19ZM18 204V205H19ZM33 204V203H32ZM138 204V202H137ZM154 204V203H153ZM173 204V203H172ZM175 204V203H174ZM177 204V202H176ZM216 204V205H217ZM222 204V203H221ZM21 205V204H20ZM34 205V204H33ZM224 205V204H222ZM236 205V204H235ZM233 205V206H235ZM162 206V205H161ZM169 206V204L167 205ZM190 206V205H189ZM163 207V206H162ZM177 207V206H176ZM180 207V206H179ZM186 207V205H185ZM238 207V204H237ZM240 208H243L241 205H239ZM15 208V206H14ZM18 208H21V206ZM23 208V212H22V216L20 217L19 220L17 221V227L14 224V226L16 227V230H13L11 233H8V235L5 237L6 241L5 243H8V245H10V249L9 251H7L6 249L0 247V256H4L5 259L1 258L0 262L1 264H30V262L32 261L31 264L34 263V259H36L38 256H41V253L44 250V245L42 242L46 241V239L48 240H57L58 236H55L54 231L56 229V227H59V225H57V217L55 216L53 219H47V220H42V216L40 218V216H38L37 218L39 220H35L36 218L34 217L35 211L36 209H34V207L31 204H23L22 206ZM21 208V209H22ZM166 208V206H165ZM187 208V207H186ZM200 208V207H199ZM202 208V207H201ZM164 209V208H163ZM232 210H234V207H231ZM245 209V208H244ZM40 210V209H39ZM173 210V209H172ZM200 210V209H199ZM221 210V209H220ZM237 210V209H236ZM19 211V210H18ZM87 211V210H86ZM216 211V210H215ZM240 209L238 210L239 213ZM20 212V211H19ZM18 212V214H19ZM40 211H38V214ZM166 212V211H165ZM177 212V211H176ZM21 213V212H20ZM43 213V212H42ZM163 213V211H162ZM179 213V212H178ZM192 213V212H191ZM209 213V212H208ZM231 213V212H230ZM233 213V211H232ZM6 214V213H5ZM133 214V213H132ZM154 214V213H153ZM176 214V213H175ZM182 214V213H181ZM186 214V213H185ZM229 214V213H228ZM36 215V214H35ZM47 215V214H46ZM53 215V214H52ZM90 215V214H89ZM209 215V214H208ZM225 215V214H224ZM233 215H236V213ZM20 216V215H19ZM167 216V215H166ZM223 216V215H222ZM228 216V215H226ZM17 217V215H16ZM51 217V216H50ZM180 217V216H178ZM232 217V216H231ZM230 217V218H231ZM237 217V215H236ZM19 218V217H18ZM44 218V217H43ZM48 218V217H47ZM91 218V217H90ZM93 224L94 227L96 229L102 230L100 228L101 225H109V226H113V228L116 229H123L124 230V224L126 223L124 220H122L120 217L117 216H113V215H105L102 214L98 211H94L93 212ZM223 218V217H222ZM17 219V218H16ZM134 219V218H133ZM6 220V219H5ZM92 220V219H91ZM137 220V219H136ZM135 220V221H136ZM149 220V219H148ZM191 220V219H190ZM218 220V219H217ZM230 220V219H226ZM13 221V220H12ZM47 221V222H46ZM161 221V220H160ZM213 221V220H212ZM216 221V220H215ZM214 221V222H215ZM183 222V221H182ZM202 222V221H201ZM222 222V221H221ZM228 222V221H227ZM226 222V223H227ZM230 222V221H229ZM235 222V220H233V223ZM191 223V222H190ZM189 223V224H190ZM207 223V222H206ZM211 223V222H210ZM168 224V223H167ZM171 224V223H170ZM213 224V222H212ZM215 224V223H214ZM213 224V225H214ZM2 225V224H1ZM90 225V224H89ZM201 225V224H200ZM207 225V224H205ZM210 225V224H209ZM159 226V225H158ZM175 226V225H173ZM171 226V227H173ZM220 226H223V224H221ZM240 227V225H238ZM14 227V229H15ZM162 227V225H161ZM166 227V226H165ZM186 227V226H185ZM206 227V226H205ZM234 227V225H233ZM94 228V229H95ZM176 228V227H175ZM195 228V227H194ZM217 228V226H216ZM215 228V229H216ZM238 228V227H237ZM92 228H90L91 230ZM95 229V230H96ZM169 229V227H168ZM172 229V228H171ZM192 229V228H191ZM202 229V228H200ZM208 229V227H207ZM213 230H215L214 228H212ZM212 229L210 231H212ZM137 230V229H136ZM152 230V229H151ZM217 230V229H216ZM215 230V233H216ZM59 230H57L58 232ZM133 231V229H132ZM139 231V230H138ZM169 231V230H168ZM177 231V230H176ZM195 231V229H194ZM220 231V230H219ZM94 232V231H93ZM97 232V231H96ZM95 232V233H96ZM167 232V231H166ZM171 232V231H170ZM190 232V231H189ZM206 232V231H205ZM214 231H212L213 233ZM238 232V231H237ZM59 233V232H58ZM92 233V230L91 232ZM234 233V231H233ZM54 236H53V235ZM86 234V233H85ZM94 234V233H93ZM129 234V233H128ZM168 235V233H166ZM174 234V233H173ZM182 234V233H181ZM202 234V233H201ZM217 234V233H216ZM235 234V233H234ZM215 235V234H214ZM225 235V234H224ZM63 236V235H62ZM122 236V235H121ZM139 236V235H138ZM156 236V235H155ZM175 236V235H174ZM187 236V235H186ZM216 236V235H215ZM227 236V235H226ZM240 236V237H241ZM94 237V236H92ZM134 237V236H133ZM140 237V236H139ZM157 237V236H156ZM161 236H158L157 238H159ZM168 238V236H166ZM177 237V236H176ZM65 238V237H64ZM91 238V237H90ZM108 238V237H107ZM148 238V237H147ZM190 238V237H189ZM238 237H235V239ZM160 239V238H159ZM169 239V238H168ZM184 239V237H183ZM201 239V238H200ZM209 239V238H208ZM221 239V236H220ZM220 239H218L217 241L219 242ZM239 239V238H238ZM44 240V241H43ZM48 240L46 242H48ZM149 240V239H148ZM182 240V239H181ZM210 240H213L212 238ZM130 241V240H129ZM183 241V240H182ZM187 241L186 240V245H187ZM194 241V240H193ZM222 241L225 242V244L227 245L226 241L221 240V244ZM231 241V240H230ZM245 241V240H244ZM243 241V242H244ZM251 241V244H250ZM4 242V241H3ZM95 242V241H94ZM174 242V241H173ZM178 242V241H177ZM176 242V243H177ZM209 241H207L208 243ZM241 242V243H243ZM93 243V241H92ZM142 243V241H141ZM214 244V241L210 242ZM216 243V242H215ZM220 243V242H219ZM7 245V244H6ZM7 245V247H8ZM161 245V244H160ZM180 245V244H179ZM234 244H232L233 246ZM240 245V244H239ZM238 245V247H239ZM242 245V244H241ZM125 246V245H124ZM136 246V245H135ZM208 247H210V245H207ZM212 246V244H211ZM215 246H219L218 243ZM172 247V246H171ZM185 247V246H184ZM199 247V246H197ZM207 247V248H208ZM220 247V246H219ZM219 247L216 248L218 249L219 252ZM223 247V246H222ZM244 247V244H243ZM54 248V247H53ZM60 248V247H59ZM62 248V246H61ZM66 248V247H65ZM187 248V247H186ZM245 248V247H244ZM202 249V248H201ZM214 249V247L212 248ZM216 249L214 252H216ZM221 249V247H220ZM252 249V250H251ZM177 250V249H176ZM184 250V249H183ZM240 250V249H239ZM246 250V248H245ZM244 250V252H245ZM251 250V251H250ZM168 251V250H167ZM234 251V250H233ZM238 251V250H237ZM242 251V249H241ZM250 251V252H249ZM69 252V251H68ZM184 252V251H183ZM200 252V251H199ZM222 252V251H221ZM220 252V253H221ZM243 251L241 252V254L244 256L246 255V252L244 253ZM67 253V252H66ZM65 253V256L68 255ZM168 253V252H167ZM166 253V254H167ZM207 253V252H206ZM211 253V252H210ZM224 253V252H223ZM231 253V252H230ZM71 254V253H70ZM181 254V253H180ZM195 254V253H193ZM209 254V253H208ZM240 254V255H241ZM164 255V254H163ZM184 255V254H183ZM252 255V254H250ZM249 255V256H250ZM69 256V255H68ZM67 256V257H68ZM238 256V255H237ZM248 256V257H249ZM189 257V256H188ZM218 257V256H217ZM223 257V255H222ZM220 257V258H222ZM247 257V258H248ZM252 258V256H250ZM253 257V258H254ZM86 253L85 252H81L80 253V258L78 260H76V264H84L86 261ZM169 258V257H168ZM175 258V257H174ZM173 258V259H174ZM201 258V257H200ZM199 258V259H200ZM227 261H229L228 257H226ZM244 257H241V260ZM246 258V257H245ZM63 259V258H62ZM160 259V258H159ZM191 259V258H190ZM197 259V258H196ZM223 259V258H222ZM238 259V258H237ZM161 260V259H160ZM188 260V259H187ZM207 260V259H206ZM212 260V259H211ZM219 260V258H218ZM224 260V261H225ZM234 258L231 260L233 261ZM236 260V259H235ZM240 260V258H239ZM238 260V261H239ZM244 260V259H243ZM246 260V259H245ZM248 260V259H247ZM63 261V260H62ZM131 261V260H130ZM140 261V260H139ZM194 261V260H193ZM196 261V260H195ZM199 261V260H198ZM204 261V260H203ZM223 261V260H222ZM250 261H254V260H250L249 258V264ZM40 262V261H39ZM170 262V260H169ZM185 262V261H184ZM147 263V261H146ZM154 263V261H153ZM152 263V264H153ZM172 264V262H170ZM221 263V262H219ZM254 262H252L251 264H253ZM38 264V263H37ZM41 264H57L56 262L53 263L52 260L49 257H45L44 261H41ZM123 264V263H122ZM132 264V263H131ZM143 264V263H142ZM205 264V263H204Z\"/></svg>","mask_w":264,"mask_h":264}]
</instances>
